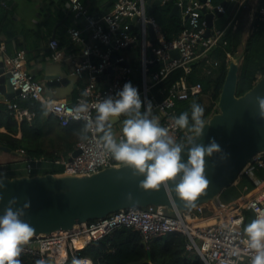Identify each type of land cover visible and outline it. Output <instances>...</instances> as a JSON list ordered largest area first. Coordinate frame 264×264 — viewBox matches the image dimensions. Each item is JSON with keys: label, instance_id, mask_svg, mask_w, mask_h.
<instances>
[{"label": "built area", "instance_id": "2783aa9c", "mask_svg": "<svg viewBox=\"0 0 264 264\" xmlns=\"http://www.w3.org/2000/svg\"><path fill=\"white\" fill-rule=\"evenodd\" d=\"M0 4L7 6L6 0H0ZM179 4L182 12L188 13V18L185 20L186 26L177 37L167 40L153 14H147L144 0H114L111 10L103 16L88 13L81 0L61 2L59 6L61 10L70 9L75 16L85 19V28L89 30L91 36V41L87 42L81 29H69L70 36L84 44L80 52L81 60L72 71L82 80L72 101L46 95L44 84L35 79L25 67L24 50H18L14 54L9 53L6 41L0 35L2 73H8L7 79L13 90H19L15 97L41 102L47 113L53 114L60 124L66 125L71 120H83L86 123L85 119L76 118L75 108L80 103L87 102L91 106L108 96L116 98V93L126 82H131L136 87L130 67L119 63L126 59L125 56L121 54L114 59L111 56L114 51H120L128 44L138 41V63L141 75L140 91H138L142 95V101L145 102L144 108L147 101H151L152 111H156L154 116L158 118L160 125L168 128L169 135L178 141L191 133L174 126L173 118L178 117L174 106L175 101L188 99L202 89L200 81L190 82L185 74L191 70V64L198 60L197 58L201 60L202 74L210 75L215 72L218 61L210 54V51L223 32L222 29H215L210 35H206L207 23L201 11L204 8L212 10L214 6H218L211 0H179ZM218 9L223 8L218 6ZM256 11L258 17L263 20L264 0H261ZM134 15L137 16L135 21L139 24L136 31L129 28V25L134 22L132 21ZM148 23L152 25L159 40L158 43L152 44L154 59L148 58L146 52V46L150 44L147 34ZM48 46L50 59L72 60L71 54L60 49L56 37L49 39ZM172 48H178L179 57L165 62L170 58L168 51ZM227 55L229 57L230 53L227 52ZM149 61H154V64H159V67L150 71L147 65ZM160 61H164V64H160ZM109 66L113 68V72L107 84L109 75L106 69ZM178 66L183 67L185 74L171 85L163 99L157 100L150 93L151 85ZM147 69H149L148 75H146ZM85 92L88 94L84 95ZM12 99L6 98L3 101L7 102V107L13 112L18 122L23 119L30 121L35 116V109L28 105L21 106ZM94 113L95 109L90 107L89 113L85 115L94 120ZM100 135L89 132L88 140L79 139L76 142L74 148L79 149L76 155L71 156L70 152L68 156L56 159L55 163L62 165L61 174L84 175L107 166H119L118 162L102 151ZM114 135L117 141L122 137L121 132ZM24 159L26 174H34L36 163L45 160L46 157L25 156ZM258 167L264 169V151L254 155L253 160L249 161L243 169L244 173L255 180L254 191L251 189L226 205L205 203L198 204L192 209L173 211L167 210L165 205L154 204L123 208L109 213L104 218L82 222L66 230L34 234L30 242L24 246L22 253L34 258L35 261L44 260L47 263L50 259L55 264H62L75 248L85 246L117 227L129 226L139 231L145 243L167 232L185 234L188 239L187 248L195 249L205 264H250L251 253L247 249V237L243 231L244 209L251 211L253 219H256L258 215H264V180L255 177V169ZM1 172L4 173L3 170ZM75 258L91 260L86 256Z\"/></svg>", "mask_w": 264, "mask_h": 264}, {"label": "water", "instance_id": "95a60500", "mask_svg": "<svg viewBox=\"0 0 264 264\" xmlns=\"http://www.w3.org/2000/svg\"><path fill=\"white\" fill-rule=\"evenodd\" d=\"M57 1V0H55ZM167 1V0H165ZM163 0H144L147 14H153L154 8L164 3ZM172 2L170 14L188 18V13L182 12L179 0ZM204 1V0H202ZM238 0H222L212 10L204 8L201 11L206 20V35H210L215 29L221 30L227 22V15ZM136 15L132 16L129 28L139 24ZM147 34L150 44L146 46L147 56L155 58L152 44L159 40L150 23L147 24ZM138 41L132 42L121 48L126 50L138 45ZM170 59L179 57L178 48L169 51ZM121 51H114L111 58L120 56ZM129 66L133 77L137 71L129 58L119 62ZM154 61L148 62V67ZM164 64V61H160ZM2 61L0 60V67ZM0 68V100L14 98L19 90H13L7 77L8 73H2ZM113 68L109 66L106 73L109 75L107 84ZM149 69L146 70L148 75ZM239 74V60L231 58L229 61L222 88L217 100L218 110L206 120L210 123L203 130V136L198 143L207 145L210 139H215L223 152L215 153L212 157H206L205 174L210 181L208 188L200 194L191 204L179 198L174 191L166 192L163 187L159 190H143L139 187L140 176H133L131 169L126 166H107L91 174L71 175L55 174L53 172H36L34 174L6 175L4 183L6 189L0 190L3 199L0 200V215H3L8 201L13 197L18 199L15 207H22L24 203L30 206L25 209L22 219L35 228V233L49 234L56 230H66L74 225L89 220L104 218L106 215L119 209L132 206H146L148 204L165 205L167 210H188L198 204L215 203L221 204V195L224 189L232 186L240 175L243 174L245 165L253 160L254 155L264 151V119L259 117V107L256 97H264V70L254 84L242 94L237 95V84ZM60 79L56 77H45V85L57 86ZM44 85V86H45ZM96 115V111L94 113ZM123 117V116H121ZM120 117V118H121ZM119 119H114L112 125ZM182 140L181 142H183ZM0 149L7 152L9 147L0 144ZM79 152L78 148L71 151V156ZM224 153H228V159L222 160ZM184 161L187 155L182 154ZM177 181H170L174 187ZM129 194L131 198H129ZM149 261V258L147 259ZM46 264H55L48 260Z\"/></svg>", "mask_w": 264, "mask_h": 264}, {"label": "trees", "instance_id": "16d2710c", "mask_svg": "<svg viewBox=\"0 0 264 264\" xmlns=\"http://www.w3.org/2000/svg\"><path fill=\"white\" fill-rule=\"evenodd\" d=\"M64 1L61 0L60 3ZM211 2L218 4L221 0H211ZM171 6L172 2L167 0L156 7L153 13L167 40L177 37L186 26V21L170 14ZM56 13L64 15L57 9ZM240 31V27L235 26L234 22L223 29L217 44L210 51V54L218 61V67L213 74L201 73V60L198 58L191 64V70L186 74L182 66L170 70L161 80L151 85L150 93L157 100L163 99L171 85L183 74L190 82L200 81L202 89L199 93L188 99L176 100L174 106L177 116L183 112L189 113L191 125V105L200 104L205 109L203 118L206 121L212 113L218 110L217 100L231 57L239 60L237 95L249 89L264 70V19L261 20L256 11L244 49L238 54ZM227 52L230 53L229 57ZM158 67L159 64H154L151 69ZM133 83L139 90L141 83L139 67L136 77H133ZM204 95H207L206 101L203 98ZM12 100H16L21 106H30L35 109L36 114L30 121L23 119L18 122L13 112L7 107V102L0 100V127L5 129L0 130V144L22 156L50 158L53 160V166L49 171L61 174L62 165L55 163V160L61 156H68L74 149L85 122L71 120L66 125H62L53 114L47 113L41 102H32L30 99L19 97H14ZM19 131L20 136L17 135ZM183 139H179L178 142ZM255 175L264 179V169L256 168ZM255 186V180L243 173L235 185L227 187L224 191L238 197L243 189L249 191ZM244 213L245 227L252 213L248 209H244ZM187 240L185 234L167 232L145 243L138 230L129 226H120L85 246L75 248L62 264H72L74 257L81 256L89 257L91 264H205L195 249L187 248ZM19 259L22 264H36L34 258L23 253Z\"/></svg>", "mask_w": 264, "mask_h": 264}, {"label": "clouds", "instance_id": "9594fccd", "mask_svg": "<svg viewBox=\"0 0 264 264\" xmlns=\"http://www.w3.org/2000/svg\"><path fill=\"white\" fill-rule=\"evenodd\" d=\"M256 100L259 117L264 119V97L258 96ZM144 103L138 89L131 82L123 85L116 93V98L108 96L91 106L87 102L80 103L75 108L76 118H83L86 123L79 133V139L88 140L89 132L102 134L99 136L102 151L121 166L131 169L133 176L143 177L139 181L141 189L159 190L163 187L166 192L174 191L179 198L191 204L210 184L205 174L206 157L223 152L214 138L207 145L197 142L203 136L205 126L210 124L203 118L205 109L197 103L191 105V125L188 112L173 118L177 129L191 133L183 142H178L152 114L151 101H147L141 111ZM90 107L96 111L94 120L85 115L89 113ZM121 116L125 119L121 129L122 137L117 141L112 121ZM182 154L187 155L186 161ZM228 156V153H224L221 159L227 160ZM5 178L6 174L0 173V190L7 187ZM177 180L174 187L170 186V181ZM17 203L16 197L10 199L3 215H0V264H22L19 257L35 233V228L22 219L24 210L30 205L24 203L22 207L14 208ZM243 231L247 237V249L251 253L250 264H264V215H258ZM36 264L46 262L37 260ZM72 264H91V260L74 257Z\"/></svg>", "mask_w": 264, "mask_h": 264}, {"label": "crops", "instance_id": "0c3cea01", "mask_svg": "<svg viewBox=\"0 0 264 264\" xmlns=\"http://www.w3.org/2000/svg\"><path fill=\"white\" fill-rule=\"evenodd\" d=\"M60 1L61 0H6L7 6L0 4V35L1 38L6 41L7 51L9 53L14 54L18 50H24L26 53L25 67L31 72L35 79L41 81L44 85L45 77L48 76L56 77L61 80L57 86L50 87L45 85L44 93L46 95L72 101L78 92V87L82 83L81 78H78L72 73V71L77 62H80L81 60L80 52L84 44L70 36L69 29H81L87 42L91 41V36L89 30L85 28V19L83 17L75 16L70 9L66 11L61 10L59 8ZM81 1L87 8L88 13L93 14L94 16H103L111 10L113 5V0ZM260 3L261 0H238L232 9V13L227 15V22L222 30L230 25L231 22H234L235 26L238 25L240 27V42L237 47V53L239 54L244 49L245 41L250 33L251 22ZM156 7L154 8V11ZM56 9L64 13V15H58ZM180 18L185 21L182 17ZM136 29L137 28L134 27L131 30L136 31ZM51 37H56L58 39L60 49L67 54H71L73 56L72 60H75L74 62L70 59L58 61L49 58L50 48L48 46V41ZM134 49L137 50L136 52L138 54V45H134L126 50L120 49V51L125 58H129L131 63L138 68L139 63L137 56L134 57L132 52ZM153 65L154 64L149 66L150 71L152 70L151 68ZM143 110L144 105L142 106L141 111ZM152 114L155 115L156 111L153 110ZM124 119L125 117H121L112 125L113 133L121 132ZM0 130L5 129L4 127H0ZM20 134L21 132L19 131L17 135L20 136ZM11 156L20 157L23 162L22 166L14 164L7 165V162H10ZM24 158L25 156L16 152H7L0 149V173H2L1 171L3 170V174L6 175L26 174ZM38 169L39 162H37L34 169L35 173L47 172L50 170V167L43 166L40 171H37ZM241 176L242 175L239 176L233 185L238 182ZM255 177L257 176L255 175ZM252 191H254V188H252ZM224 192L225 191H223L221 195V203L226 205L235 201L247 191L243 189L238 197H235L231 193L225 192L224 194ZM252 220L253 217L251 214L246 225Z\"/></svg>", "mask_w": 264, "mask_h": 264}, {"label": "rangeland", "instance_id": "374dc122", "mask_svg": "<svg viewBox=\"0 0 264 264\" xmlns=\"http://www.w3.org/2000/svg\"><path fill=\"white\" fill-rule=\"evenodd\" d=\"M137 50L136 49H134L132 52H133V56L134 57H136L137 56V59H138V56H139V53L137 54V52H136ZM241 53V52H240ZM239 54V53H238ZM234 58V57H233ZM260 75V74H259ZM140 89V88H139ZM140 91V90H139ZM139 95H140V97H142V95H141V93H139ZM203 98H204V100L206 101V99H207V95L205 96H203ZM9 164H11V165H17V166H22V164H23V162H22V160L20 159V157L18 158V157H16V156H11V159H10V162H7V165H9ZM2 166H4V165H2ZM43 166H49L50 167V169H51V167L53 166V160H51V159H49V158H46L45 160H42L41 162H39V169L37 170V171H40L41 170V168L43 167ZM223 199V198H222Z\"/></svg>", "mask_w": 264, "mask_h": 264}, {"label": "bare ground", "instance_id": "6f19581e", "mask_svg": "<svg viewBox=\"0 0 264 264\" xmlns=\"http://www.w3.org/2000/svg\"><path fill=\"white\" fill-rule=\"evenodd\" d=\"M244 173V172H243Z\"/></svg>", "mask_w": 264, "mask_h": 264}]
</instances>
